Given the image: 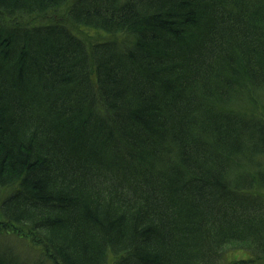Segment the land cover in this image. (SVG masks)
Instances as JSON below:
<instances>
[{"label": "trees", "instance_id": "obj_1", "mask_svg": "<svg viewBox=\"0 0 264 264\" xmlns=\"http://www.w3.org/2000/svg\"><path fill=\"white\" fill-rule=\"evenodd\" d=\"M0 264H264V0H0Z\"/></svg>", "mask_w": 264, "mask_h": 264}, {"label": "rangeland", "instance_id": "obj_2", "mask_svg": "<svg viewBox=\"0 0 264 264\" xmlns=\"http://www.w3.org/2000/svg\"><path fill=\"white\" fill-rule=\"evenodd\" d=\"M83 33H84V32H83ZM97 34H98V32H97ZM97 34H96L95 32H92V33H90L89 35H90L91 37H96ZM100 35L102 36V33H100ZM98 36H99V35H98ZM23 246H24V245H23ZM35 250H36V249H35ZM236 254H237V255H236ZM236 254H235V252H231V253H229L231 259H232V258H235L236 256H243L242 251H238V253H236Z\"/></svg>", "mask_w": 264, "mask_h": 264}]
</instances>
